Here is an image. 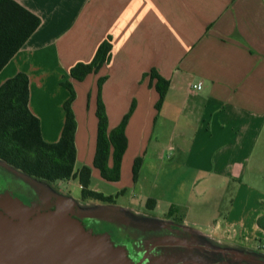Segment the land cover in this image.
I'll list each match as a JSON object with an SVG mask.
<instances>
[{"label":"crops","instance_id":"crops-1","mask_svg":"<svg viewBox=\"0 0 264 264\" xmlns=\"http://www.w3.org/2000/svg\"><path fill=\"white\" fill-rule=\"evenodd\" d=\"M14 1L41 24L1 70L0 86L17 74L27 76L29 109L43 139L55 143L60 137L69 97L62 83L68 80L76 95L75 170L90 167L91 179H101L93 160L97 81L106 77L101 98L109 131L134 104L120 180L112 183L120 190L116 197L138 186L151 209L188 213L193 192L199 198L214 192L217 213L231 189L227 219L206 226L208 239L243 250L239 259L264 261V0ZM108 37L109 63L83 82L70 79V69L91 62ZM151 71L169 82L159 111ZM166 153L171 156L164 159ZM147 162L160 172L178 163L194 191L162 206L139 180Z\"/></svg>","mask_w":264,"mask_h":264},{"label":"rangeland","instance_id":"rangeland-1","mask_svg":"<svg viewBox=\"0 0 264 264\" xmlns=\"http://www.w3.org/2000/svg\"><path fill=\"white\" fill-rule=\"evenodd\" d=\"M165 141L163 139L160 142L164 144ZM170 156V153H166L164 159ZM150 165L147 162L142 168L139 180L145 191L149 190L153 197L159 198L162 206L168 200L173 201L175 195L185 199L188 193L194 191V186L187 185L190 174L178 163L161 172ZM76 169L80 167L77 166ZM89 189L105 196H113L114 203L82 199L77 180L51 184L26 176L0 161V209L6 205L3 200L5 197L19 198L25 203H39L41 208L52 207L56 199L65 198L73 205L77 219L91 225L97 232L107 233L115 246L124 247L128 255L131 253L135 259L144 255L142 259L145 264H232L229 254L244 252L227 243L208 239L210 233L206 226L211 221L224 223L227 219L233 197L231 189L217 213H214L217 204L214 192L206 193L201 198L193 192L191 201L187 202V213L186 209L172 212L165 211L164 208L151 209V203L142 201L138 186L127 191V195L116 197L120 192L117 186L100 178H92ZM183 189L187 192L184 193ZM141 203L142 207H138ZM124 207L130 209L126 212L120 210ZM231 234L240 235L238 232ZM150 250L152 253L148 255ZM257 260L264 263L259 258ZM235 261L238 264H248L241 259Z\"/></svg>","mask_w":264,"mask_h":264},{"label":"trees","instance_id":"trees-1","mask_svg":"<svg viewBox=\"0 0 264 264\" xmlns=\"http://www.w3.org/2000/svg\"><path fill=\"white\" fill-rule=\"evenodd\" d=\"M40 19L14 0H0V72L40 26ZM112 40L105 39L97 48L89 63H77L69 71V78L83 82L90 74H97L111 59ZM155 80L159 95L156 110L159 111L169 88V82L156 72L149 73ZM106 77L97 81V138L93 168L102 180L117 183L121 176V161L127 148L125 128L134 104L120 124L108 130V118L101 98ZM62 86L69 92L64 104L65 121L60 137L55 143L46 142L41 135V125L29 109V80L25 74H17L0 86V161L22 174L55 184L77 180L82 199L113 204V196H105L89 189L91 168L83 166L75 170L76 148L74 136L76 122L71 105L76 98L72 84L64 80ZM111 159V165L109 160ZM142 159L133 164L136 180ZM149 203H151L149 201Z\"/></svg>","mask_w":264,"mask_h":264},{"label":"water","instance_id":"water-1","mask_svg":"<svg viewBox=\"0 0 264 264\" xmlns=\"http://www.w3.org/2000/svg\"><path fill=\"white\" fill-rule=\"evenodd\" d=\"M0 209V264H142L115 246L107 233L93 234L74 215L71 202L52 207L3 199Z\"/></svg>","mask_w":264,"mask_h":264},{"label":"flooded vegetation","instance_id":"flooded-vegetation-1","mask_svg":"<svg viewBox=\"0 0 264 264\" xmlns=\"http://www.w3.org/2000/svg\"><path fill=\"white\" fill-rule=\"evenodd\" d=\"M82 223V225L85 227V229H87V230H90V231H92V233L93 234H98V233H101V232H97V231H95L94 230V228H92V226L91 225H89V224H85L84 222H81ZM152 253V250H150L149 251V253H148V255L149 254H151ZM129 258L132 260V261H134V263H138V262H140L141 261V259L143 258V256L144 255H141L138 259H135L134 258V256L131 254V253H129ZM229 256L231 257V260H232V264H238L236 261H235V259H239V258H237V256L235 257V255H232V254H229ZM242 260V259H241ZM244 262H246V263H248V264H264V263H262L261 261H258L257 259H255V260H243ZM251 261H253V262H251ZM145 261H143V263L142 264H145L144 263ZM220 264H227V263H225V262H222V263H220Z\"/></svg>","mask_w":264,"mask_h":264},{"label":"built area","instance_id":"built-area-1","mask_svg":"<svg viewBox=\"0 0 264 264\" xmlns=\"http://www.w3.org/2000/svg\"><path fill=\"white\" fill-rule=\"evenodd\" d=\"M194 89H199V86H193Z\"/></svg>","mask_w":264,"mask_h":264}]
</instances>
